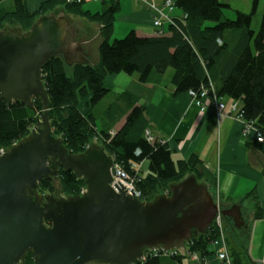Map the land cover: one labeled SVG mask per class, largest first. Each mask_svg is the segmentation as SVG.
<instances>
[{
    "label": "trees",
    "instance_id": "trees-1",
    "mask_svg": "<svg viewBox=\"0 0 264 264\" xmlns=\"http://www.w3.org/2000/svg\"><path fill=\"white\" fill-rule=\"evenodd\" d=\"M259 2L250 0L249 13H243L232 11L230 4L222 0H172L182 16L173 17L166 32L153 35L145 43L113 36L120 0H101L100 11L94 14L84 10L82 2L47 0L36 12L30 13L24 0H11V11L3 10L0 19L7 14V18L27 31L46 8L62 4V14L73 17V24L87 28L86 23H89L97 27L96 65L87 62L69 67L61 57H55L42 67L50 127L72 155L82 154L84 144L98 134L102 149L135 178L136 186L145 194L144 203H149L153 200L148 193L150 189L161 187L168 191L172 184L189 176H194L198 182L199 162L194 157L174 162L167 143L153 138L148 141L145 133L149 132V123L144 108L130 103L129 96L122 91L117 92L118 99L111 97L96 115L95 107L111 93L106 85L107 77L120 73L136 75L138 81L145 84L163 77L171 69L170 83L175 93H199L206 89V98L226 96L239 101V118L264 134V53L258 52L264 42V13L258 31L251 30L252 16ZM227 11H232L233 17L226 16ZM78 19L83 21L82 25ZM86 32L85 29L79 34L81 42L85 41ZM81 101H85V112L80 111ZM42 114L41 101L33 99L32 108H27L17 101L0 100V147L28 136L33 123L38 122L34 117ZM99 118L100 128L96 124ZM143 161L147 162L146 169L142 170L141 166L139 173L132 172L130 166ZM57 171L64 189L70 193H65L64 197L76 198L81 188L86 189L84 180L77 179L72 172L62 167ZM39 188L53 191L50 183L40 182ZM217 237L213 223L204 233L193 231L185 252L198 254L203 260L200 264H206V259L215 255L212 244ZM187 254L182 255L178 250L169 253L145 250L142 260L135 264H182ZM229 257L231 264H245L238 255ZM19 264H33L32 255L26 254Z\"/></svg>",
    "mask_w": 264,
    "mask_h": 264
},
{
    "label": "water",
    "instance_id": "water-1",
    "mask_svg": "<svg viewBox=\"0 0 264 264\" xmlns=\"http://www.w3.org/2000/svg\"><path fill=\"white\" fill-rule=\"evenodd\" d=\"M72 20L62 11L46 13L30 30L0 31V100L32 108L35 99L43 110L40 127L0 153V264H19L26 254L33 264H135L145 250L185 249L193 231L204 233L217 213L239 225L237 209L220 210L194 176L139 202L120 182L113 186L118 193L109 186L113 158L102 143L79 155L65 150L50 127L41 71L55 57L69 67L88 62L81 41L68 37ZM59 167L84 180L85 192L52 197L62 191ZM40 182L53 193L39 194Z\"/></svg>",
    "mask_w": 264,
    "mask_h": 264
},
{
    "label": "crops",
    "instance_id": "crops-1",
    "mask_svg": "<svg viewBox=\"0 0 264 264\" xmlns=\"http://www.w3.org/2000/svg\"><path fill=\"white\" fill-rule=\"evenodd\" d=\"M43 1L26 0L25 3L31 11L32 6L36 8ZM151 1L160 6L166 0ZM90 5V9H100L99 4ZM153 15L140 0H120L113 36L145 43L155 35ZM171 15L181 17L182 13L175 10ZM86 25L83 52L88 63L97 64V27ZM167 29L168 25L164 24L163 32ZM258 52L264 53V42ZM170 76L171 72H166L151 83L141 84L136 75L120 73L107 77L106 85L112 97H117L115 100L119 97L117 92L122 91L129 96L130 103L144 108L149 133L154 140L168 144L174 162L190 157L198 160L197 180L206 187L220 210L237 209L239 225L229 217L223 220L226 245L232 258L238 255L245 264H264V142L257 143L253 131L243 132L244 123L237 117L239 101L220 97L225 107L223 115L217 118L212 99H203L199 107L188 93H175ZM208 260L210 264H220L215 255Z\"/></svg>",
    "mask_w": 264,
    "mask_h": 264
},
{
    "label": "rangeland",
    "instance_id": "rangeland-1",
    "mask_svg": "<svg viewBox=\"0 0 264 264\" xmlns=\"http://www.w3.org/2000/svg\"><path fill=\"white\" fill-rule=\"evenodd\" d=\"M44 1H47V0H44ZM43 1V2H44ZM70 2H72V1H75V0H69ZM24 2H26V0H24ZM42 2V3H43ZM82 3H84L83 4V8H84V10H86V11H88V12H91V13H96L97 11H100V10H98V9H93V8H91L90 9V4H98L99 2H101V0H99V1H92V0H82L81 1ZM222 2H224V3H229L230 4V6H231V10L232 11H234V10H239L240 12H243V13H249V11H250V0H249V2H247L246 0H222ZM41 3V4H42ZM90 3V4H89ZM41 4L38 6V7H36V8H34L33 6H32V10L30 11L29 10V12L30 13H34V12H36L39 8H40V6H41ZM87 4H89L88 6H86ZM11 7H12V4H11V0H2V7L0 8V16L2 15V13H3V10L5 11V12H8V11H11ZM64 6L62 5V4H57V5H54L53 6V8L52 9H49V8H46V10H45V12L42 14V15H39L38 17H36L35 18V20H34V24L40 19V18H42L46 13H53V12H60L61 10H62V8H63ZM34 8V9H33ZM55 10H57V11H55ZM232 11H227L226 12V16H228V17H233V15H232ZM264 13V0H260V2H259V6H258V8H257V10H256V12H255V14L252 16V22H251V30L252 31H254V32H257L258 31V29H259V22H260V18H261V15ZM7 14H5V17H4V19L2 18V19H0V31H5V30H8L11 26H15V27H21L20 25H19V23H17V22H15V21H13L11 18H7V16H6ZM72 19H73V17H72ZM71 22H73V20L71 21ZM78 22H80V24L81 23H83V21H81V20H79L78 19ZM82 25V24H81ZM83 26L84 25H82V28H83ZM255 26L257 27V28H255ZM85 29V28H84ZM86 30H88L87 28H86ZM82 38V36L80 37H78V36H76V39L77 40H82L81 39ZM81 43H83L82 45L83 46H85L84 45V42H81ZM92 65H96V63H91ZM67 72H70V69H68V71ZM171 72V69H169L168 71H167V73H170ZM69 74V73H68ZM112 97V94H109V95H107V96H105L99 103H98V105L95 107V109H94V112H95V114L96 115H98L97 114V112L98 111H100L101 109H103L108 103H109V101H110V98ZM79 107H80V111H82V112H85V101H81V103H80V105H79ZM102 111V110H101ZM101 111H100V113H101ZM99 117V116H98ZM35 118V120L36 121H38V122H36V124H35V122L33 123V128L34 127H40V124H38L39 122H40V119H41V116L40 117H37L36 118V116L34 117ZM96 124H97V126L100 128V126H101V120H100V118L99 119H97V121H96ZM32 128V129H33ZM27 137V136H26ZM20 141V140H19ZM15 143H17V142H15ZM15 143H13V144H11V145H7V146H2V147H0V152H4V151H7L8 149H10V147L12 146V145H14ZM99 143H102V142H100V137H98V134H95L93 137H91V138H89L88 139V141L84 144V147H87V146H90V145H94V144H99ZM141 165H142V170H145L146 169V166H147V162L146 161H143L142 163H141ZM57 180H58V182H59V184L61 185V187H62V191L61 192H59L58 193V195L57 194H52L53 193V191H43V190H41V188H39L38 187V193L39 194H45V195H43V196H49V195H51L52 197H54V198H56V199H60V198H67V197H64V195H65V193L67 194V193H69L68 191H66V189H64V186L62 185V182L60 181V178H59V176H57ZM53 187V186H52ZM136 188L137 189H139L137 186H136ZM83 189H85L84 187L83 188H81L80 189V192L83 190ZM158 189V188H157ZM157 189H155V190H153L152 191V189H150V190H148V193L153 197V195H154V193L155 192H157ZM159 189H161V187L159 188ZM141 190V189H140ZM142 191V190H141ZM161 191H162V193L163 194H168L169 193V189H168V191H164V190H162L161 189ZM70 194V193H69ZM142 195L144 196V198H145V194H144V192L142 191ZM213 246H215V247H217V249H214V251H215V257H216V260H217V262H219L220 264H231V262H230V257H229V255H230V252H229V248H228V246L226 245H224V246H222V244H220L221 246H219V245H214V243L212 244ZM223 248L224 249H226L227 251H224L223 250ZM225 253V259H219V257H218V253ZM188 258V259H187ZM187 258L185 259V260H183V264H189V262L190 261H193L192 262V264H200L201 262L203 263V260L200 258V256L198 255V254H187ZM191 259V260H190ZM190 260V261H189ZM207 261V262H206ZM206 261L204 262V263H206V264H210L209 263V260L208 259H206Z\"/></svg>",
    "mask_w": 264,
    "mask_h": 264
},
{
    "label": "built area",
    "instance_id": "built-area-1",
    "mask_svg": "<svg viewBox=\"0 0 264 264\" xmlns=\"http://www.w3.org/2000/svg\"><path fill=\"white\" fill-rule=\"evenodd\" d=\"M76 2H81L82 0H75ZM85 1V0H84ZM92 1H99V0H92ZM146 6L152 10L153 12V20H152V25L155 29V35H161L163 34V25L164 24H171L172 23V13L175 10V7L173 6L172 0H166L164 1L160 6H158L156 3H154L151 0H140ZM208 91L202 90L199 93H195L193 91H190L188 95L192 98L193 101H195L196 105L199 107H202V100L207 97ZM214 96V95H213ZM212 107L214 109L215 116L219 118L220 116L223 115V109H224V103L220 98L213 97L212 98ZM235 108V105L233 106V109ZM201 110H204L201 108ZM239 118V116L237 115ZM244 123V122H243ZM253 131L255 140L258 143H263L264 142V134L259 133L251 124H245L244 123V128L243 132L247 133ZM145 137L148 141L152 140L151 134L147 131L145 133ZM1 153V152H0ZM138 153V151L136 152ZM141 164H133L131 165V170L134 173H139L141 169ZM120 182V184L123 186V191L127 195H129L131 198H133V195L135 199L139 202H144V196L142 195V191L140 189L136 188L135 184V178L133 176H130L128 173H126L118 164H116L113 160V166L111 168V182L109 186L111 187L112 190H114L116 193L118 191L113 187L116 183ZM86 189H83L81 193H84ZM133 195H132V193ZM213 225L218 231V237L214 242V245H219L222 244V246H226V238H225V232H224V224H223V219L220 213H217ZM224 251H227L226 249L223 248ZM181 252V254H187L185 252V249L183 250H178ZM187 256V255H186ZM219 259H225V253H218Z\"/></svg>",
    "mask_w": 264,
    "mask_h": 264
},
{
    "label": "flooded vegetation",
    "instance_id": "flooded-vegetation-1",
    "mask_svg": "<svg viewBox=\"0 0 264 264\" xmlns=\"http://www.w3.org/2000/svg\"><path fill=\"white\" fill-rule=\"evenodd\" d=\"M82 30L83 28L81 26L72 23L70 30L68 32V37H75L77 35L79 36V34L81 35V33L83 32ZM82 49L84 51L85 49L84 46H82ZM42 195H45V194H42Z\"/></svg>",
    "mask_w": 264,
    "mask_h": 264
}]
</instances>
